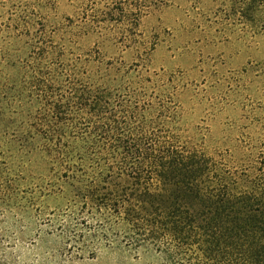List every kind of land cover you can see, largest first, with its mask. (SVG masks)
Returning a JSON list of instances; mask_svg holds the SVG:
<instances>
[{
  "label": "trees",
  "instance_id": "1",
  "mask_svg": "<svg viewBox=\"0 0 264 264\" xmlns=\"http://www.w3.org/2000/svg\"><path fill=\"white\" fill-rule=\"evenodd\" d=\"M212 1L264 31V0ZM172 2L0 0V175L53 205L47 223L77 254L264 264V141L210 153L187 122L197 83L150 67L143 22Z\"/></svg>",
  "mask_w": 264,
  "mask_h": 264
},
{
  "label": "rangeland",
  "instance_id": "2",
  "mask_svg": "<svg viewBox=\"0 0 264 264\" xmlns=\"http://www.w3.org/2000/svg\"><path fill=\"white\" fill-rule=\"evenodd\" d=\"M217 8L212 0H173L170 7L147 17L142 27L157 42L151 69L183 72L188 81L197 83L184 94L187 122L203 129L210 153L238 141H264V31L252 37L248 28L225 21ZM7 173L0 175L5 178L0 181L7 182L0 185V260L8 264H165L152 251L102 249L94 258L75 253L58 235L55 218L47 223L53 205L46 207L41 200L29 205L27 182Z\"/></svg>",
  "mask_w": 264,
  "mask_h": 264
},
{
  "label": "snow or ice",
  "instance_id": "3",
  "mask_svg": "<svg viewBox=\"0 0 264 264\" xmlns=\"http://www.w3.org/2000/svg\"><path fill=\"white\" fill-rule=\"evenodd\" d=\"M50 79H51V77H50Z\"/></svg>",
  "mask_w": 264,
  "mask_h": 264
}]
</instances>
